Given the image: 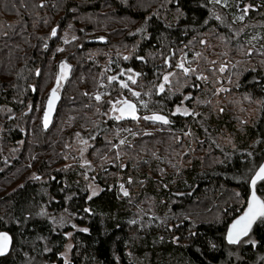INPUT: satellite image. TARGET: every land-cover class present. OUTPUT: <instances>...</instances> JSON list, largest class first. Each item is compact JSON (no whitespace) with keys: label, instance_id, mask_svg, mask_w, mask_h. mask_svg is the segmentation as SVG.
I'll list each match as a JSON object with an SVG mask.
<instances>
[{"label":"trees","instance_id":"1","mask_svg":"<svg viewBox=\"0 0 264 264\" xmlns=\"http://www.w3.org/2000/svg\"><path fill=\"white\" fill-rule=\"evenodd\" d=\"M251 1L259 6L252 15L264 20V0ZM211 5L210 0H0V232L12 237L0 264H27L35 256L65 264L60 255L67 239L53 222L64 212L87 229L74 235L68 264H249L264 253V221L251 230L256 249L242 248L238 263L229 258L233 243L226 227L242 214L253 171L264 163V29L261 49L248 55L240 51L245 44H233L212 18ZM141 25L147 36L130 37ZM64 33L75 39L66 44ZM203 39L219 44L223 52L218 58L232 64L229 84L218 66L201 55ZM96 48L105 56L113 53L111 70L139 73L130 90L102 78L109 99L129 92L136 104L144 100L147 112L168 116L182 93L194 87L198 117L174 116L167 124L138 119L163 130L137 137L133 146L122 149L132 156L124 165L100 167L112 148L109 137L116 144L117 129L129 122L109 116L107 103L82 108L88 93L98 88L99 65L105 61L101 53L92 58ZM130 48L132 57L120 58ZM180 55L195 64V72L179 67L169 88L163 77L172 73ZM61 58L73 66V76L53 127L45 133L41 114ZM217 76L231 87L220 101ZM161 83L167 87L163 92ZM253 108L255 120L242 124ZM199 119L214 128L217 140L230 136L236 149L229 151L231 158L211 144ZM98 123L108 126L88 155L99 166L96 181L102 190L89 197L82 169L65 168L61 159L73 131ZM188 131L204 155L189 153L184 166L175 161L187 149L177 136L185 140ZM1 147L12 148L9 160ZM262 185L257 184L259 193Z\"/></svg>","mask_w":264,"mask_h":264},{"label":"rangeland","instance_id":"2","mask_svg":"<svg viewBox=\"0 0 264 264\" xmlns=\"http://www.w3.org/2000/svg\"><path fill=\"white\" fill-rule=\"evenodd\" d=\"M210 1L212 3V5H211L212 6V11H211L212 18L226 30V32L228 33V36L230 37V40L232 41V43L238 44L240 42H243L245 44V45H242L240 51L246 50L248 55H252L253 52L261 49L262 46L260 45V41H261L260 39H261L262 31L264 29V20L263 19H256L252 15V12H256L258 10L259 6H254L252 4L251 0H219V2H217V0H210ZM241 16H243V19H240ZM217 17H219V19H217ZM55 30H56V34H57L58 28ZM95 35H96V33L92 32L93 37L100 38V37H96ZM138 36H147V29H146L145 25H141L139 28H136V30L130 34V37H132V38H137ZM62 37L67 44L69 41H71L73 39V34L64 33ZM202 44L203 45H201V46H203V47L200 46V48H199L198 46H196L197 48H199L201 50L203 49L201 52V55L205 58H208V61L211 62V64H215L216 66H218L217 69L219 71V74H221L223 76V78H225L224 80H225V82H227L226 84H229L228 83V82H230L229 77L232 75V74H227V72L228 73L230 72L229 67H228L230 65V63L226 64L227 59H225L224 57L218 58L219 53L223 52L221 50V46L215 42H213V43L210 42V44H209L208 41L205 39L202 40ZM195 45H196V43L193 44V46H195ZM61 48H63V47H61ZM249 49H251V52H249ZM131 50H132V48H130L129 50L121 52L120 53L121 55H119V56H121L120 58H122L124 60H129L132 57L131 53L133 54V52ZM198 52H200V50H198ZM233 52H235L234 48H233ZM99 53H101V55H100L101 57L105 56V54H106L104 50H100L97 48L93 52H90V54L92 55V58L99 56ZM116 53L118 54V52H116ZM108 54L109 55L105 56V61H103L102 64L99 65L100 74H98V76H97L98 79H97V85L96 86H98V88L100 87L102 90L99 91L97 88L94 92H89L88 98H87L88 103H86V105H82V108H83V106H84V108H86V106H87L88 109L92 106H97L99 108L101 103H104V104L107 103V104H109V106H107V108H109L108 115L109 116H111V115L117 116L116 112H113L112 110L115 107L121 106L122 104H117V103H115L116 101H118V100L122 101L124 99H128V100H131L133 102H135V101H134V99H132V95L129 94V92H126L125 94H123L119 98H116L115 100L109 99V96L106 93L105 94L103 93L105 90L108 89V87L106 85V82H104L102 78H105V80H107L106 78L116 77L115 82H117V81L120 82L122 80L127 84L130 83V81L127 78L120 77V73L122 71L116 70V69L111 70L110 67L114 64L113 60H112L113 55H111L113 53L108 51ZM117 57H118V55H117ZM125 57H127V59H125ZM61 59L65 60L66 58H61ZM61 59L57 63V66L62 61ZM247 60H249V59H247ZM168 63H169V67L171 68L169 61H168ZM180 63H183L184 67L190 69V71L193 70V72H195V68H196L195 64L190 66L188 61H186V59L183 57V55H180L178 58H176V65L174 66V69H171L172 75L169 76L167 83H170L169 80L171 78H172V80L177 79V75H175V71L177 69H179V67H177V65ZM225 65H226V67H224V70L221 71L220 70L221 67L225 66ZM231 66H232V64L230 65V69H232ZM213 68H215V67H213ZM128 73L130 76L133 77V79L135 78L133 70L129 71ZM72 76H73V73H72ZM204 78L206 79L207 76H204ZM220 78H222V77L217 76V79H216L217 83L219 84L218 86H216V97H217L218 101H220L221 94H223L224 91L231 90V87H228V89H227V87L223 83V81L221 82L219 80ZM56 79H57V77H55L54 83L56 82ZM71 79H72V77L70 78V80ZM76 79L80 80V78H77V77H76ZM95 80H96V75L94 76V81ZM218 81H220L221 83ZM54 85L55 84H53V86ZM128 86L130 88V84ZM165 88L167 89L166 86H165ZM169 88H171V83H170ZM66 89H67V87H66ZM194 90H195V88L193 87L191 90L185 91L182 93L181 99L174 106L173 111L170 114H168V116L170 118H172L174 116L175 117L183 116L186 118L190 117V118L195 119L198 117V113L193 108L194 107V105H193ZM65 92H66V90H65ZM65 92H64V95H65ZM68 92L70 94L74 93V91H72L71 89H69ZM97 96H99L100 98L97 99ZM142 101H144V100H142ZM45 103H46V101H45ZM45 103H44V107H45ZM136 105H137L138 113L140 116L139 119H142L146 116L152 115V113L147 112L145 104H142L141 102H139ZM177 106H180L182 110L188 109V114L187 115L183 114V111L176 112ZM44 107H43V111H44ZM42 114H43V112H42ZM42 114H41V118H42ZM256 116H257V113L254 110V108H253V110L249 109L248 110V117L245 116L242 118V124L251 123L252 121L255 120ZM199 120H200L201 126L203 127L204 131L207 134V137H209V139L211 140V144L212 145L215 144L216 148L220 151V153L224 157L231 158L234 154L230 153L229 151L232 150V152H233L236 149L234 148V145H232L233 142H232V140H230V136H226L225 138H221L220 140L219 139L217 140V138H215V135L213 134L214 128L209 127L206 124V122H204V120H201V119H199ZM139 121L140 120H136L134 122L130 121L127 126H124L122 128L117 129L118 130L117 134L118 135L121 134V136H117L118 140H117L116 144H113L114 138L109 137L110 142H112V148L110 149V151H108L107 155H105L101 159L102 162L99 165L100 167L117 166L118 164L121 166L124 165L128 159L132 158V156H131V154L125 153L124 151H122V149H124L128 145L133 146V144L135 143L134 140L137 137L146 136L149 134H156L157 132H160L161 130H163V128L157 124L156 125H144V124H141V122H139ZM107 126L108 125H106L105 123H103V124L98 123L93 128L86 130V131L80 130V129L73 131L68 136V138L66 140L67 148H66L64 155L62 156V159H61V160L65 161V164L63 166L65 168H72V167L78 166L82 169L84 179L88 183L87 194L89 197L97 195L98 193H100V191L102 190V187L96 181V175H97L96 170H98L97 168H99V166L95 165L93 163V161L90 159V156L88 154H89V151L92 149V147L95 145L96 139L98 138V135ZM184 135H185V138H187V139L184 140L183 137L181 135H179V136H177V140H178V143L183 146V148H184V145L187 146V149L185 150V152H182L180 157H178V155H176L175 161L177 164H183L184 166H186L188 163L184 162L183 157L189 156L188 155L189 153L193 154V157L196 155L198 156L201 153L199 151V150H201V148L199 147L198 142L193 141L194 137L192 136L191 132L188 131ZM203 140L205 141V139L200 138L199 142L202 143V142H204ZM121 141H123V143H121ZM1 149L3 152L2 156L6 160H9L7 155L9 154V152L13 151L12 148L4 149L3 147H1ZM203 151H204V153H206V150H203ZM201 154H203V153H201ZM249 154H251V153L249 152ZM11 159H14V158H11ZM257 168L254 169L253 173H255ZM257 193H258V195L264 196V186H262L260 193L258 192V189H257ZM243 206H244V203H243ZM243 208L244 209L246 208V204H245V207H243ZM48 211L49 210H46V212H48ZM51 213H53V212L52 211L49 212V214H51ZM259 221H261V220H258V222ZM53 222H54V227L55 226L58 227V229H60L62 231L63 235L67 239L64 251L61 253L60 258H62L64 262L67 261V264H68L71 261V254H72V251L74 248L73 237L76 234V232H79V231L86 232V231H84V229H86V227L78 225L76 220L74 219V216H71L65 212L63 214L53 216ZM251 232L252 231H250V233L247 234L246 237L242 238L238 243H233V247L230 249L229 258L233 259L235 263H238L239 261L243 260L242 258H240L241 257L240 250L242 248H251L252 250L256 249V247L258 245V241L255 239V237L252 235ZM68 233H70L71 235H68ZM27 264H48V262H46L44 257L39 258V257L35 256L30 260L29 263L27 262ZM249 264H264V253L261 255H257L255 260L253 262H250Z\"/></svg>","mask_w":264,"mask_h":264},{"label":"snow or ice","instance_id":"3","mask_svg":"<svg viewBox=\"0 0 264 264\" xmlns=\"http://www.w3.org/2000/svg\"><path fill=\"white\" fill-rule=\"evenodd\" d=\"M217 2H219V0H217ZM217 19H219V17H217ZM240 19H243V16H241ZM51 34L55 36L56 30L53 29ZM73 39H75V37H73ZM99 39L102 40L104 39V37H100ZM249 52H251V49H249ZM125 59H127V57H125ZM141 59H143V57H141ZM177 67L183 68L185 73L190 71V69L184 67L183 63L178 64ZM224 67H226V65L222 66L220 70L223 71ZM70 68H71V65L67 64L66 62H61L60 75L57 76V82H56L57 86L51 89L49 98L47 100V109L45 110L44 117H43L44 127L48 126L51 113L55 107V103L59 99L57 89L60 85V81L62 79L67 78L68 70ZM136 75L138 76L139 73H136ZM170 75H172V73H168L164 75L163 79L165 82H168V78ZM109 79L115 80L116 77H110ZM129 79L132 80L133 83L135 82L133 77L130 76ZM120 83L123 87L125 88L128 87L127 83H125L124 81L121 80ZM158 88H159V91L163 92L165 89V84L164 83L159 84ZM133 95L139 96L140 93L135 92L133 90ZM99 98L100 97L97 96V99ZM115 103L123 105V107L115 109V111L120 112L122 116L127 115V116H131L133 119H138L136 105L132 101L128 99H124L122 101L118 100ZM141 103L144 104V101H141ZM145 107H147L146 104H145ZM181 111H183V114L185 115L188 114V109L182 110L180 106H177L176 112H181ZM116 118L120 119L121 116H117ZM144 118L148 120H152V121H159L164 124L169 123L168 117L166 115H162L159 113H153L152 115L146 116ZM121 143H123V141H121ZM258 181L264 182V163L259 164L258 169L255 171L254 175H252L250 178L251 191H250V195L248 196L246 200V208L244 209L241 215L236 217L231 222L230 225L226 226L227 227V239L229 243H238L241 237L246 236L248 234L253 223L257 221L258 219L261 221H264V196L257 194V182ZM84 231H87V229H84ZM68 235H71V234L68 233ZM11 242H12V237L8 234V232H0V255L8 252ZM65 264H67V261H65Z\"/></svg>","mask_w":264,"mask_h":264},{"label":"water","instance_id":"4","mask_svg":"<svg viewBox=\"0 0 264 264\" xmlns=\"http://www.w3.org/2000/svg\"><path fill=\"white\" fill-rule=\"evenodd\" d=\"M61 62H66V60H63V61H61ZM61 62H60L59 65H58V75H60V64H61ZM66 63H67V62H66ZM67 64H68V63H67ZM72 73H73V66L71 65V68L68 70L67 78H66V79H62V80L60 81V85H59V87H58V89H57L59 99H58V100L56 101V103H55V107H54V109H53V111H52V113H51V116H50V120H49L48 126H47V127H44L43 117H44V112H45V110L47 109V100H48V98H49L50 92H49V94H48V97H47V100H46V103H45V107H44V111H43V114H42V118H41V126H42V129H43V131H44L45 133H48V132L52 129V127H53V124H54L55 118H56V116H57V113H58L59 107H60V105H61V103H62V101H63L64 92H65V90H66V87H67V85H68V82H69L70 78L72 77ZM58 75H57V76H58ZM56 82H57V79H56ZM56 82H55V85H54L53 87H56V86H57V83H56ZM50 91H51V90H50ZM130 101H131V100H130ZM132 102H133V101H132ZM133 103L136 105L135 102H133ZM120 107H123V105H121V106H119V107H117V108H120ZM117 108H114L112 111H113V112H116V113H117V116H121L120 120L123 121V122H130V121H133V122H134V121H136V120H138V119L140 118L139 113H138L137 105H136V110H137V116H138V119H133L131 116H127V115H123V116H122L120 112L115 111V109H117ZM159 114H160V113H159ZM162 115H164V114H162ZM166 116H167V115H166ZM167 117H168V120H169V116H167ZM151 121H152V120H151ZM152 122H154V123H158V124H164V123L159 122V121H152ZM259 182H261V181H258L257 184H258ZM257 194H258V193H257ZM257 221H258V220H257ZM257 221H255V222L253 223V225H252L250 231L253 229V226L255 225V223H256ZM250 231L248 232V234L250 233ZM246 236H247V235H246ZM246 236L241 237L240 240H241L242 238L246 237Z\"/></svg>","mask_w":264,"mask_h":264},{"label":"flooded vegetation","instance_id":"5","mask_svg":"<svg viewBox=\"0 0 264 264\" xmlns=\"http://www.w3.org/2000/svg\"><path fill=\"white\" fill-rule=\"evenodd\" d=\"M129 70H133L132 68H125V69H122V72L120 73V77H124V78H127L129 81H130V83L129 84H132V80H130L129 79V77H130V75H129ZM133 73H134V75H135V78H134V80H136V79H138V77H139V75L137 76L136 75V71H134L133 70ZM132 77V76H131ZM118 82V81H117ZM120 83V82H119ZM129 84H127V85H129ZM120 85H121V83H120ZM122 86V85H121ZM127 90H130V88H129V86L126 88ZM119 107V106H118ZM115 108H117V107H115ZM117 114V113H116ZM115 117H117L116 115H115ZM118 120H120V119H118ZM169 120H170V117H169ZM121 121V120H120ZM258 223V221L255 223V225ZM254 225V226H255ZM253 226V227H254Z\"/></svg>","mask_w":264,"mask_h":264},{"label":"bare ground","instance_id":"6","mask_svg":"<svg viewBox=\"0 0 264 264\" xmlns=\"http://www.w3.org/2000/svg\"><path fill=\"white\" fill-rule=\"evenodd\" d=\"M259 220V219H258Z\"/></svg>","mask_w":264,"mask_h":264}]
</instances>
